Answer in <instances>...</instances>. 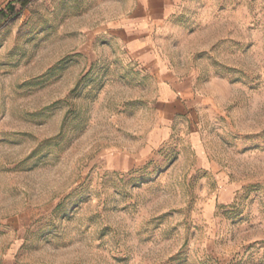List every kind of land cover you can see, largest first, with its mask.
Here are the masks:
<instances>
[{
	"label": "rangeland",
	"instance_id": "1",
	"mask_svg": "<svg viewBox=\"0 0 264 264\" xmlns=\"http://www.w3.org/2000/svg\"><path fill=\"white\" fill-rule=\"evenodd\" d=\"M17 10L0 264H264V0Z\"/></svg>",
	"mask_w": 264,
	"mask_h": 264
},
{
	"label": "trees",
	"instance_id": "2",
	"mask_svg": "<svg viewBox=\"0 0 264 264\" xmlns=\"http://www.w3.org/2000/svg\"><path fill=\"white\" fill-rule=\"evenodd\" d=\"M31 0H14L11 1L5 8L0 10V28L10 19L19 14L18 6L25 9Z\"/></svg>",
	"mask_w": 264,
	"mask_h": 264
},
{
	"label": "crops",
	"instance_id": "3",
	"mask_svg": "<svg viewBox=\"0 0 264 264\" xmlns=\"http://www.w3.org/2000/svg\"><path fill=\"white\" fill-rule=\"evenodd\" d=\"M149 6H147V10H149V8H148ZM144 10H146V8H145V5L144 4H142V5H139L138 6V12H141V11H143L144 12ZM148 12V11H147Z\"/></svg>",
	"mask_w": 264,
	"mask_h": 264
}]
</instances>
